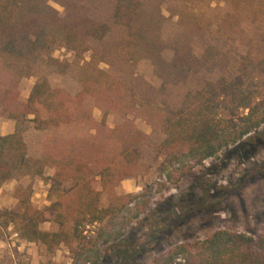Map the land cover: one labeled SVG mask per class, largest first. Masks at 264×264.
Here are the masks:
<instances>
[{
  "label": "trees",
  "instance_id": "1",
  "mask_svg": "<svg viewBox=\"0 0 264 264\" xmlns=\"http://www.w3.org/2000/svg\"><path fill=\"white\" fill-rule=\"evenodd\" d=\"M93 1L99 0H53L58 12L46 0H0V119L14 122L12 133L0 136V187L35 175L48 185L51 200L38 209L28 195H17L13 209L0 210V229L11 227L19 240L44 247L48 255L64 246L72 264H102L106 259L99 250L123 236L124 213L134 208L136 218L147 208L145 193L115 192L121 181L135 177L138 145L147 138L133 125L134 118L164 135L156 148L161 172L177 180L264 125V27L260 39L239 40L244 52L227 66L215 47L199 58L192 53L188 33L199 28L197 6L204 0H115L105 16L94 10ZM172 19L174 28L166 33ZM168 46L172 57L166 61ZM58 49L82 62L88 55L79 67L80 89L74 97L52 88L38 73L40 65L67 73L68 63L52 57ZM140 61L148 62L160 81V96L192 76L208 77L173 107L137 91L141 84L153 92L135 73ZM31 77L35 83L22 101L20 83ZM94 110L101 114L98 122ZM110 114L120 123L107 129ZM26 124L35 131L83 130L53 145L49 139L42 157L32 159L23 141ZM101 139L107 140V149ZM46 168L52 176L44 177ZM102 194L105 207L100 206ZM42 224L55 228L42 231ZM94 226V237L86 236V227ZM150 264H264V228L257 238L218 230L173 247Z\"/></svg>",
  "mask_w": 264,
  "mask_h": 264
},
{
  "label": "rangeland",
  "instance_id": "2",
  "mask_svg": "<svg viewBox=\"0 0 264 264\" xmlns=\"http://www.w3.org/2000/svg\"><path fill=\"white\" fill-rule=\"evenodd\" d=\"M114 1L99 0L90 4L105 16L112 9ZM46 2L61 12L53 0ZM175 21L172 19L166 23V33L173 30ZM195 24L199 28L188 33L192 53L199 58L209 47H215L220 50L225 65H231L234 57L244 52L238 44L239 40L260 39L264 27V0H204L197 6ZM52 57L68 63L67 73L59 75L43 65L39 66L38 73L47 77L52 88H61L74 97L80 89L79 67L89 61L88 55L83 57L82 62L65 49H58L52 53ZM163 57L166 61L171 59L170 46L164 50ZM100 68L104 69L103 66ZM134 69L146 86L153 90L150 92L137 84L139 93L147 91L155 101L165 100L173 107H178L184 94L200 87L208 77L206 74L192 76L186 84L171 87L160 96L156 93L160 81L153 75L150 64L140 61ZM34 83L33 77L21 81L19 94L22 101L26 100ZM100 116L99 111H92L95 121L98 122ZM119 123L120 119L110 114L105 128L112 129ZM133 125L147 138L138 145L135 177L121 181L115 192L119 195L145 193L148 205L136 218L134 208L124 213L122 222L127 227L118 241L100 248L99 255L106 259L102 264H150L173 247L204 240L218 230L258 237L264 228V125L215 157L203 161L179 180L170 172H161L162 158L156 148L164 135L153 131L142 118H134ZM13 128V121L0 119V136L12 133ZM82 130L83 127L79 126L57 132L35 131L32 124H26L23 141L27 155L40 159L49 139L50 145H53L60 138L81 135ZM99 143L107 149L106 139H101ZM52 174V169L44 170V177ZM96 188L100 191L99 187ZM47 191L48 185L35 175L10 179L0 187V210L13 209L17 195L25 194L34 207H48L51 200ZM106 205L107 197L102 194L100 206ZM54 228L53 224L40 226L42 231ZM86 232L84 235L94 237L97 227H86ZM123 256L127 259H123ZM0 264H72V260L64 246L55 254L48 255L44 247L19 240L12 228L8 227L6 230L0 229Z\"/></svg>",
  "mask_w": 264,
  "mask_h": 264
}]
</instances>
